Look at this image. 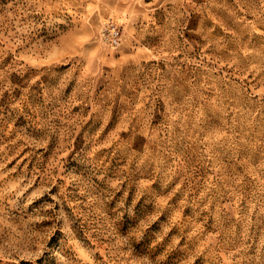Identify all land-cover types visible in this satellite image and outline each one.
Returning a JSON list of instances; mask_svg holds the SVG:
<instances>
[{
    "label": "rangeland",
    "instance_id": "obj_1",
    "mask_svg": "<svg viewBox=\"0 0 264 264\" xmlns=\"http://www.w3.org/2000/svg\"><path fill=\"white\" fill-rule=\"evenodd\" d=\"M53 262L264 264V0H0V264Z\"/></svg>",
    "mask_w": 264,
    "mask_h": 264
},
{
    "label": "built area",
    "instance_id": "obj_2",
    "mask_svg": "<svg viewBox=\"0 0 264 264\" xmlns=\"http://www.w3.org/2000/svg\"><path fill=\"white\" fill-rule=\"evenodd\" d=\"M100 34L107 43L114 47L120 46L124 37L122 26L112 19L106 20L101 25Z\"/></svg>",
    "mask_w": 264,
    "mask_h": 264
},
{
    "label": "snow or ice",
    "instance_id": "obj_3",
    "mask_svg": "<svg viewBox=\"0 0 264 264\" xmlns=\"http://www.w3.org/2000/svg\"><path fill=\"white\" fill-rule=\"evenodd\" d=\"M53 264H54V262H53Z\"/></svg>",
    "mask_w": 264,
    "mask_h": 264
}]
</instances>
